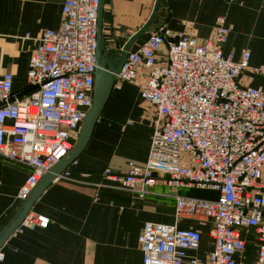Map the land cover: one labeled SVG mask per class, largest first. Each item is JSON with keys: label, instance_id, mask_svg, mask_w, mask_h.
Listing matches in <instances>:
<instances>
[{"label": "built area", "instance_id": "1", "mask_svg": "<svg viewBox=\"0 0 264 264\" xmlns=\"http://www.w3.org/2000/svg\"><path fill=\"white\" fill-rule=\"evenodd\" d=\"M99 7L100 0L64 1L60 27L36 39L27 91L14 89L13 73H0V158L31 168L18 194L23 201L69 155L93 106ZM230 32L223 18L204 41L159 25L130 50L117 75L116 84L140 86L156 117L147 162L130 161L126 173L108 169L113 187L141 198L158 183L218 194L211 200L177 195L174 224L146 223L139 238L144 264H245L247 227L258 240L248 264H264V90L241 83L250 51L240 61L225 55ZM77 165L55 181L71 179ZM183 220L210 224V251L201 253L203 233L180 227ZM49 224L32 210L18 229Z\"/></svg>", "mask_w": 264, "mask_h": 264}, {"label": "crops", "instance_id": "2", "mask_svg": "<svg viewBox=\"0 0 264 264\" xmlns=\"http://www.w3.org/2000/svg\"><path fill=\"white\" fill-rule=\"evenodd\" d=\"M64 1L0 0V73H13L16 91H27L36 39L45 29L60 27ZM156 4L157 0H105L106 49L121 50L151 19L150 30L165 24L204 41L213 37L223 18L231 28L224 54L233 53L235 61H240L250 51L241 83L264 90V0H160ZM148 35L149 30L133 43L131 51ZM139 80H145L142 72ZM155 117V108L144 101L138 84H116L72 178L54 181L32 209L47 216L49 226L17 229L0 248L5 255L0 264H144L139 240L144 226L148 222L174 224L177 195L216 199L214 191L163 183L141 198L113 187L106 178L108 169L126 173L130 161L147 162ZM78 134L71 139L73 145ZM30 172L28 165L0 158V235L24 208L18 194ZM179 225L200 230L201 253L211 250L210 224L183 220ZM242 234L246 252L241 261L248 264L256 258L257 234L253 227L242 229Z\"/></svg>", "mask_w": 264, "mask_h": 264}, {"label": "water", "instance_id": "3", "mask_svg": "<svg viewBox=\"0 0 264 264\" xmlns=\"http://www.w3.org/2000/svg\"><path fill=\"white\" fill-rule=\"evenodd\" d=\"M157 0L156 6L159 5ZM105 0H100L97 36V69L95 73V94L91 110L88 112L79 130L78 138L69 155L62 159L50 173H48L34 189L30 197L24 201V208L20 215L0 235V248L8 238L19 228L23 220L32 211L41 194L63 173L73 161L77 160L85 151L92 138L95 126L103 113L117 83V75L121 72L133 43L144 34L151 25L152 19L138 33L133 35L121 50L106 49L103 41V8Z\"/></svg>", "mask_w": 264, "mask_h": 264}, {"label": "rangeland", "instance_id": "4", "mask_svg": "<svg viewBox=\"0 0 264 264\" xmlns=\"http://www.w3.org/2000/svg\"><path fill=\"white\" fill-rule=\"evenodd\" d=\"M224 21H225V20H224ZM225 24H226V23H225ZM148 30H149V34H150L152 31H153V29H151V30H150V29H148Z\"/></svg>", "mask_w": 264, "mask_h": 264}]
</instances>
